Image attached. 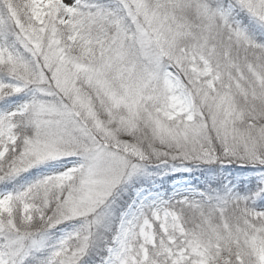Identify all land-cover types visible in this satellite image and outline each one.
Returning a JSON list of instances; mask_svg holds the SVG:
<instances>
[{"label":"snow or ice","instance_id":"1","mask_svg":"<svg viewBox=\"0 0 264 264\" xmlns=\"http://www.w3.org/2000/svg\"><path fill=\"white\" fill-rule=\"evenodd\" d=\"M0 264H264V0H0Z\"/></svg>","mask_w":264,"mask_h":264}]
</instances>
